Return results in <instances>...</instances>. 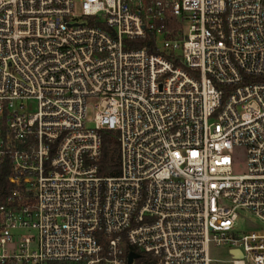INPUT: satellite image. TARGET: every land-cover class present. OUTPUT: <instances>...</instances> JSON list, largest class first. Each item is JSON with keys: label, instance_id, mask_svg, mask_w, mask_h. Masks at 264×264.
I'll use <instances>...</instances> for the list:
<instances>
[{"label": "built area", "instance_id": "built-area-1", "mask_svg": "<svg viewBox=\"0 0 264 264\" xmlns=\"http://www.w3.org/2000/svg\"><path fill=\"white\" fill-rule=\"evenodd\" d=\"M150 31L155 52L130 47ZM5 164L0 264H128L123 241L147 264H209L210 244L264 264V0H0ZM239 211L259 224L237 233Z\"/></svg>", "mask_w": 264, "mask_h": 264}, {"label": "trees", "instance_id": "trees-1", "mask_svg": "<svg viewBox=\"0 0 264 264\" xmlns=\"http://www.w3.org/2000/svg\"><path fill=\"white\" fill-rule=\"evenodd\" d=\"M168 28H176L178 23L176 21H169L166 24ZM132 48H141L147 45L149 51L155 52L154 46V32L150 31L147 33L146 37L143 39L133 40L129 43ZM101 157L98 162V173L99 175H115L119 173L118 164V143L115 137V133L111 130H101ZM9 170L7 164H5L0 170V205L4 203L6 196L11 191V184L7 181V176ZM100 241L103 244V249L100 252L101 255H105V242L102 241L99 236ZM130 251H134L138 254L136 259V264L144 263L147 264L148 256L143 252L139 251L134 247L127 245L125 241L122 243V256L126 258ZM102 264V263H100Z\"/></svg>", "mask_w": 264, "mask_h": 264}, {"label": "rangeland", "instance_id": "rangeland-1", "mask_svg": "<svg viewBox=\"0 0 264 264\" xmlns=\"http://www.w3.org/2000/svg\"><path fill=\"white\" fill-rule=\"evenodd\" d=\"M73 12L76 15L81 14L80 4L76 2L74 4ZM80 20H87V18L82 17ZM98 102V99H91L87 101L86 106V119L87 125L93 126L92 118L97 108L94 106ZM29 103V102H28ZM29 107L32 108V104L29 103ZM233 157V173L240 174L246 170V155L245 149L242 147H234L231 153ZM259 222L249 213L245 211L238 212V218L235 222L234 230L237 233L247 232L254 227H256ZM208 257L210 259L209 264H230L231 256L227 251L226 246H216L214 244H210L208 248ZM66 264V263H63Z\"/></svg>", "mask_w": 264, "mask_h": 264}, {"label": "water", "instance_id": "water-1", "mask_svg": "<svg viewBox=\"0 0 264 264\" xmlns=\"http://www.w3.org/2000/svg\"><path fill=\"white\" fill-rule=\"evenodd\" d=\"M230 253L235 255L236 257H240L241 256V253L239 251L231 250ZM137 257H138L137 253L129 252L128 255H127V263L130 264L132 262V260L137 258Z\"/></svg>", "mask_w": 264, "mask_h": 264}]
</instances>
